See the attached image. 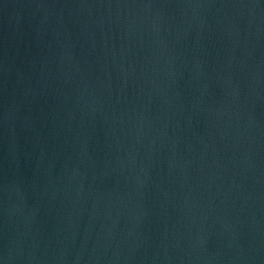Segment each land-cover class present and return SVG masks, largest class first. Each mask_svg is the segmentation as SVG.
Here are the masks:
<instances>
[{"label": "water", "instance_id": "water-1", "mask_svg": "<svg viewBox=\"0 0 264 264\" xmlns=\"http://www.w3.org/2000/svg\"><path fill=\"white\" fill-rule=\"evenodd\" d=\"M0 264H264V0H0Z\"/></svg>", "mask_w": 264, "mask_h": 264}]
</instances>
